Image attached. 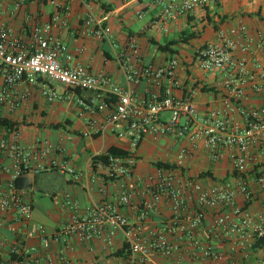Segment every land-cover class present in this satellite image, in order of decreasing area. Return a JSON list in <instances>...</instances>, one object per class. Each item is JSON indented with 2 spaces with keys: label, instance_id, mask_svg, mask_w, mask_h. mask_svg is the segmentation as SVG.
I'll use <instances>...</instances> for the list:
<instances>
[{
  "label": "crops",
  "instance_id": "obj_1",
  "mask_svg": "<svg viewBox=\"0 0 264 264\" xmlns=\"http://www.w3.org/2000/svg\"><path fill=\"white\" fill-rule=\"evenodd\" d=\"M57 2L60 5L68 4L69 11L62 19L65 22L52 27L50 33L67 46L69 54L72 55V60L68 63L71 66L82 64L95 74L111 77L116 85L132 91L139 101L145 100L152 93L159 92L153 77H139L138 81L128 83L118 65L116 51L112 45L108 41H99L83 33L84 19L89 13L111 28L114 40L119 45H125L132 38L137 39L145 65L160 67L172 57L179 58L180 67L177 72L179 84L174 88L173 93L179 98L190 96L199 114L224 110L226 99L233 101L239 99L241 107L246 109H257L264 104V97L252 90V82L236 76L234 72L204 71L195 62L196 52L205 45L216 42L219 31L228 32L232 28L245 25L251 42L248 69L255 70L256 61L264 67V20L254 15L258 11H261L262 16L264 15V0H223L214 7L198 8L193 13L164 25L160 24L162 6L155 0H74L73 2L57 0ZM254 5L256 9L252 8ZM107 9H110L109 12H106ZM55 13L56 8L49 0H0V23H5L13 36L24 42L30 40L34 28L50 25ZM145 16H149L148 22L139 32H134L132 30L134 23L144 19ZM224 18L226 20L222 22ZM149 32L155 35L149 37ZM184 32L193 33L195 37L187 43L174 46L173 49L177 51L175 55L159 52L150 42L153 40L161 44L157 37V34L161 33L176 34L178 36L174 40H179ZM60 61L65 65L68 64L64 57ZM39 81L41 83L38 85H20L16 88V93L27 91L28 98L15 109L11 110L6 103L0 104V117L15 124L13 131L0 126L7 139L16 132L20 144L26 147L34 148L38 140L49 142L53 150L48 153L46 161H67L69 166L82 173L83 177L79 182H74L71 176L53 168H48L40 174L29 172L22 175L17 184L32 203L33 218L29 224L23 225L17 221L15 210L4 212L0 209V264H124L128 254L124 249L126 238L122 230L115 233L111 247H106L102 239H94L90 244H86L76 236L68 237L65 242L62 239L55 241L51 237L58 232L61 224L70 220L73 214V211L64 206L65 192L70 193L76 201L79 216H85L95 204L117 200L119 189L116 183L108 179L106 170L101 164L97 167L93 166V157L105 154L111 147L129 151V140L118 138L109 131L91 138L83 137L82 133L90 116L81 114L74 99L48 102L42 94L43 84H49L59 92L68 91L64 86L56 87L47 81ZM4 86V80L0 76V93ZM204 87L213 91H204ZM238 88L243 90L242 98L236 96ZM75 95L86 98L93 96L89 92H76ZM166 114L170 117L169 112L163 113L161 119L164 121L169 119L165 117ZM231 117L234 124L243 125V118L238 110L235 109ZM190 141L188 137L180 138L173 135L158 139L147 138L136 153L137 165L133 176L126 180L133 196L128 206L119 208L120 212L134 223L141 225V236L145 240H149L152 233L158 232L178 247V251L170 258L151 252L147 264H175L178 260L184 264H232L233 262L263 264L264 247L254 249L257 240H246L219 232L216 235L211 231L215 216L222 212L220 208L206 212V219L201 229L196 232V240L201 246L222 253L224 256L221 260L204 257L193 243L185 241L180 234L169 232L168 227L173 216L169 200L163 199L154 210L150 211L145 220L141 219L140 211L143 203L151 199L146 185L149 178H156L158 168L155 164L158 162L175 166L173 170L175 179L183 184L189 180L205 188L227 183L234 186L237 184L236 178L233 177V157L237 153L235 147H222V157L214 161L204 140H198L196 149L186 158L184 165L178 167L176 164L178 155L183 148L191 149ZM252 152L257 163L264 162V147H256ZM0 164L9 165V160L3 154H0ZM205 173L209 175L203 176ZM39 176H45V182L51 188L57 189L50 195L55 204L52 208L36 204L33 199L35 180ZM2 177L7 179L3 174ZM252 190L254 198L248 206L244 195L239 191L235 199L239 207H244L256 217L264 214V188L255 186ZM187 206L188 211L196 206L194 193ZM40 225L45 227L46 234L50 238L48 248L44 246L43 239L37 231ZM30 230L35 232L27 236ZM19 240H23L27 250L25 254H16V257L22 258L21 260L13 259L11 252ZM123 249L122 255L115 256Z\"/></svg>",
  "mask_w": 264,
  "mask_h": 264
},
{
  "label": "built area",
  "instance_id": "obj_2",
  "mask_svg": "<svg viewBox=\"0 0 264 264\" xmlns=\"http://www.w3.org/2000/svg\"><path fill=\"white\" fill-rule=\"evenodd\" d=\"M155 1L162 6L160 24L164 25L189 15L198 8L214 7L223 0ZM50 3L56 8L51 24L34 28L28 42L15 38L9 27L0 23V76L5 85L0 93V104L6 103L13 110L28 98L27 91L21 94L15 92L18 86L38 85L41 83L39 80L49 83L57 81L68 92H59L49 84H43L42 94L50 103L72 99L76 101L81 114L90 116L82 133L83 137L91 138L109 131L118 138H127L130 146L127 157L110 158L108 164H101L108 179L115 182L119 189L117 200L95 204L85 216H79L76 201L70 193L65 192L64 206L73 211V214L69 221L61 224L51 239H62L65 242L68 237L76 236L86 244L94 239H102L106 247H111L115 233L122 230L128 245L124 264H147L151 252L164 258L173 257L178 247L165 235L152 233L150 239L145 240L141 236V225L134 223L119 210L121 206H128L133 196L126 180L133 176L137 165L136 153L143 141L171 135L188 137L191 140V149L183 148L178 155V167H182L186 158L196 149L198 140H204L214 161L222 157V147H235L237 153L233 157V177L237 184L234 186L227 183L207 188L190 180L183 184L175 179L174 169L164 171L163 168H158L156 178H149V184H145L151 199L143 203L141 219L145 220L163 199L169 200L173 211L169 232L180 234L185 241L198 247L204 257L215 260H221L224 255L201 246L196 240V232L201 229L208 210H222L215 216L212 224L211 231L216 235L219 232L251 241L263 239L264 214L253 217L244 207L236 204L235 198L239 191L244 195L246 203H249L254 198L252 188H264V162L257 163L252 152L256 147H264V104L257 109H246L241 107V100L226 99L224 110L199 114L190 96L179 98L173 93L179 84V58L172 57L160 67L145 65L137 39L132 38L125 45H119L114 40L111 28L89 13L84 19L83 33L99 41H108L112 45L127 82L138 81L139 77L144 76L153 77L159 92L139 101L132 91L116 85L111 77L95 74L82 64L71 66L68 63L72 60V55L69 54L67 46L61 39L51 35L50 31L52 27L65 22L62 19L68 15L69 5H60L57 0H51ZM247 32L245 25L232 28L228 32L219 31L216 42L196 52L195 62L200 69L207 72H234L236 76L252 82V90L264 97V67L256 61L255 70L248 69L251 42ZM63 57L66 58L67 65L60 61ZM77 91L89 92L93 96L78 97L75 95ZM236 94L242 98L243 90L238 88ZM235 109L243 118L242 126L232 121L231 113ZM165 112L170 113L167 121L161 119ZM52 150L53 146L49 142L41 140L36 141L34 148L26 147L20 144L16 132L7 139L0 126V154L9 160V165L0 164V209L4 212L15 210L17 221L23 225L29 224L33 218L32 203L17 184L23 174H40L53 168L62 174H68L74 182H79L83 177L67 161L47 162L46 157ZM192 193L195 194L196 206L188 211L187 205L192 200ZM37 231L44 246L48 248L50 238L45 227L40 225ZM33 232L35 230H30L26 235H33ZM26 251L23 240H19L11 252L16 255L25 254ZM175 264L184 263L178 260Z\"/></svg>",
  "mask_w": 264,
  "mask_h": 264
},
{
  "label": "trees",
  "instance_id": "obj_3",
  "mask_svg": "<svg viewBox=\"0 0 264 264\" xmlns=\"http://www.w3.org/2000/svg\"><path fill=\"white\" fill-rule=\"evenodd\" d=\"M45 1H47V0H45ZM49 1H51V0H49ZM109 10L110 9H107L106 12H109ZM261 14H262L261 11H258L254 15L259 17L260 19L264 20V15L262 16ZM225 20H226V18L222 19V22L225 21ZM209 21H212V20L209 19ZM194 37H195V35L193 33L190 34V33L184 32V33H182L180 35L179 40L170 41V42H168V43H166L164 45H161V44H159V43H157V42H155L153 40H150V42H151L152 45L157 47V50L159 52L170 53L172 55H175L177 53V51H175L173 49L174 46H176V45H178L180 43H187L191 38H194ZM203 90L204 91H213V89H209V88H206V87H204ZM77 92H79V91H77ZM0 125L5 127L6 129L10 130V131H13L14 130V126H15V124L12 123L10 120L2 118V117H0ZM54 128H59V126H54ZM128 155H129V151H127V150H123V149H120L118 147H111V148H109L107 150V152L105 154L93 157V166L97 167V165H99V164H104L105 165V164H108L110 158H123V157H127ZM155 166L157 168H163V169H175L176 168L173 165L162 163V162L156 163ZM206 175H209V173L203 174V176H206ZM248 205H249V203L246 204V206H248ZM260 247H264V238L259 240L258 242H256V244H254V249H258ZM127 248H128V245H125L124 249H127ZM124 249L121 252H117L115 254V256L122 255L123 252H124ZM12 256H13V259H17L18 258V257H16L15 254L12 255ZM18 259L21 260L22 258L20 257Z\"/></svg>",
  "mask_w": 264,
  "mask_h": 264
},
{
  "label": "rangeland",
  "instance_id": "obj_4",
  "mask_svg": "<svg viewBox=\"0 0 264 264\" xmlns=\"http://www.w3.org/2000/svg\"><path fill=\"white\" fill-rule=\"evenodd\" d=\"M256 5H254L252 8L256 9L255 7ZM149 20V16H145L144 19L142 20H138L136 23H134V25L132 26V30L134 32H139L141 30V28L143 27L144 24H146ZM155 34L153 32H149L148 36H154ZM158 36V41L161 44H165L171 40H174L178 35L176 34H168V35H164V34H157ZM153 47V46H152ZM52 84H54V86L56 87H60L63 86L61 85L59 82L57 81H51ZM165 117H169L168 114H166ZM164 144V143H163ZM61 180V179H58ZM36 185L33 188V199L35 201L36 204L42 205L46 208H52L55 206V204L52 202L50 195L53 191L57 190L56 188H51V186H49L45 181V176L41 177L39 176V178H37L36 180Z\"/></svg>",
  "mask_w": 264,
  "mask_h": 264
}]
</instances>
